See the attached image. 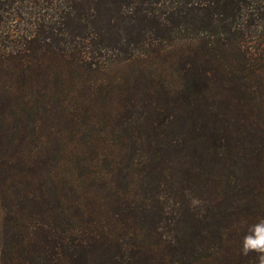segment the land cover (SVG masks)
<instances>
[{
	"label": "trees",
	"instance_id": "16d2710c",
	"mask_svg": "<svg viewBox=\"0 0 264 264\" xmlns=\"http://www.w3.org/2000/svg\"><path fill=\"white\" fill-rule=\"evenodd\" d=\"M0 264H259L264 0H0Z\"/></svg>",
	"mask_w": 264,
	"mask_h": 264
},
{
	"label": "clouds",
	"instance_id": "9594fccd",
	"mask_svg": "<svg viewBox=\"0 0 264 264\" xmlns=\"http://www.w3.org/2000/svg\"><path fill=\"white\" fill-rule=\"evenodd\" d=\"M241 254L258 253L259 264H264V220L252 225L242 241Z\"/></svg>",
	"mask_w": 264,
	"mask_h": 264
},
{
	"label": "rangeland",
	"instance_id": "374dc122",
	"mask_svg": "<svg viewBox=\"0 0 264 264\" xmlns=\"http://www.w3.org/2000/svg\"><path fill=\"white\" fill-rule=\"evenodd\" d=\"M2 220H3V210L0 204V233H1V228H2ZM0 249H1V245H0Z\"/></svg>",
	"mask_w": 264,
	"mask_h": 264
}]
</instances>
